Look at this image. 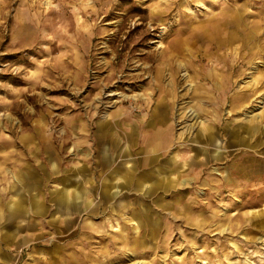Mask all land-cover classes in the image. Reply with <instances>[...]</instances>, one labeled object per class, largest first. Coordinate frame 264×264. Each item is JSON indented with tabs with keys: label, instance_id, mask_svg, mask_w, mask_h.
<instances>
[{
	"label": "rangeland",
	"instance_id": "374dc122",
	"mask_svg": "<svg viewBox=\"0 0 264 264\" xmlns=\"http://www.w3.org/2000/svg\"><path fill=\"white\" fill-rule=\"evenodd\" d=\"M263 170L264 0H0V264H264Z\"/></svg>",
	"mask_w": 264,
	"mask_h": 264
},
{
	"label": "crops",
	"instance_id": "0c3cea01",
	"mask_svg": "<svg viewBox=\"0 0 264 264\" xmlns=\"http://www.w3.org/2000/svg\"><path fill=\"white\" fill-rule=\"evenodd\" d=\"M256 171H257V169H256ZM256 171H255V172H256ZM263 171H264V170H263ZM68 204H69L68 206H70V207H71V203H68ZM66 207H67V206H66Z\"/></svg>",
	"mask_w": 264,
	"mask_h": 264
}]
</instances>
